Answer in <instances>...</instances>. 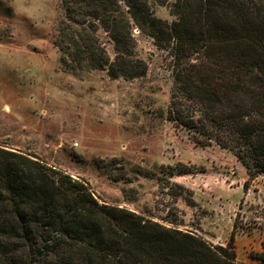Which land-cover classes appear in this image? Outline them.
Segmentation results:
<instances>
[{
    "label": "trees",
    "instance_id": "16d2710c",
    "mask_svg": "<svg viewBox=\"0 0 264 264\" xmlns=\"http://www.w3.org/2000/svg\"><path fill=\"white\" fill-rule=\"evenodd\" d=\"M170 5V22L155 7ZM54 44L65 71L147 75L134 29L170 52L167 118L197 144L264 174V0H60ZM189 172V171H186ZM231 243L101 202L91 185L0 145V264L241 263Z\"/></svg>",
    "mask_w": 264,
    "mask_h": 264
},
{
    "label": "rangeland",
    "instance_id": "374dc122",
    "mask_svg": "<svg viewBox=\"0 0 264 264\" xmlns=\"http://www.w3.org/2000/svg\"><path fill=\"white\" fill-rule=\"evenodd\" d=\"M154 11L174 19L169 4ZM60 13V0H0V145L86 180L101 202L231 243L238 262L253 263L264 250V174L250 178L230 151L168 120L170 52L135 28L144 77L65 71Z\"/></svg>",
    "mask_w": 264,
    "mask_h": 264
}]
</instances>
